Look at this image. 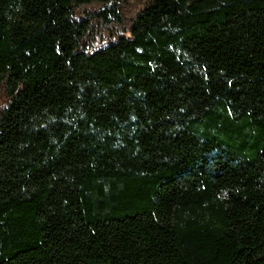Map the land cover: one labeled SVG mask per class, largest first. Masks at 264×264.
Returning <instances> with one entry per match:
<instances>
[{"label": "trees", "instance_id": "trees-1", "mask_svg": "<svg viewBox=\"0 0 264 264\" xmlns=\"http://www.w3.org/2000/svg\"><path fill=\"white\" fill-rule=\"evenodd\" d=\"M0 264H264V0H0Z\"/></svg>", "mask_w": 264, "mask_h": 264}, {"label": "rangeland", "instance_id": "rangeland-1", "mask_svg": "<svg viewBox=\"0 0 264 264\" xmlns=\"http://www.w3.org/2000/svg\"><path fill=\"white\" fill-rule=\"evenodd\" d=\"M139 1L140 0H130V4L132 5L133 9H135V7L138 5ZM84 9L86 11L92 10V8H89V7H85ZM78 18H80V17H78ZM124 35L129 36V33L126 32V33H124ZM115 40H117V36H113V37H110V38L104 37L102 39L98 38V40L94 44L93 48L97 49V48H99L101 46L106 45L109 41H115Z\"/></svg>", "mask_w": 264, "mask_h": 264}]
</instances>
